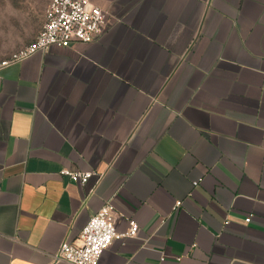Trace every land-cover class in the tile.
Segmentation results:
<instances>
[{"label": "crops", "instance_id": "0c3cea01", "mask_svg": "<svg viewBox=\"0 0 264 264\" xmlns=\"http://www.w3.org/2000/svg\"><path fill=\"white\" fill-rule=\"evenodd\" d=\"M90 1L95 40L0 66V264H69L106 202L139 232L98 264H264V0Z\"/></svg>", "mask_w": 264, "mask_h": 264}, {"label": "built area", "instance_id": "2783aa9c", "mask_svg": "<svg viewBox=\"0 0 264 264\" xmlns=\"http://www.w3.org/2000/svg\"><path fill=\"white\" fill-rule=\"evenodd\" d=\"M106 24L103 10L90 0H50L45 23L36 37L0 66L38 51H48L53 45L70 46L77 42L93 41L103 33ZM61 173L73 181L85 184L94 172L63 168ZM180 205L181 200H178L176 208ZM245 221L250 222L251 216L246 217ZM116 222L115 208L111 202H106L90 217L75 242H62L54 254L55 260L69 264H98L103 252L115 239L136 236L139 232V226L133 220L125 232L117 230Z\"/></svg>", "mask_w": 264, "mask_h": 264}, {"label": "rangeland", "instance_id": "374dc122", "mask_svg": "<svg viewBox=\"0 0 264 264\" xmlns=\"http://www.w3.org/2000/svg\"><path fill=\"white\" fill-rule=\"evenodd\" d=\"M50 0H0V64L31 42L45 23Z\"/></svg>", "mask_w": 264, "mask_h": 264}]
</instances>
